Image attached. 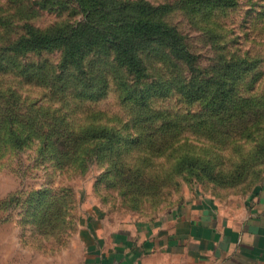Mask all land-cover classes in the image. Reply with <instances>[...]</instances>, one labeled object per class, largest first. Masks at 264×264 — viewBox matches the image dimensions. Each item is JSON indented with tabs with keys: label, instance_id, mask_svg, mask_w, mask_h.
<instances>
[{
	"label": "rangeland",
	"instance_id": "374dc122",
	"mask_svg": "<svg viewBox=\"0 0 264 264\" xmlns=\"http://www.w3.org/2000/svg\"><path fill=\"white\" fill-rule=\"evenodd\" d=\"M36 1L0 0V104L11 95L16 100L11 112L17 113L12 124L7 112L0 113V264H81L92 225L109 231L153 219L197 194L220 203L232 196L243 199L264 179V0H203L191 9L177 5L180 0H144L169 5L162 19L199 57L201 72L194 83L210 85L188 97L192 74L181 62L169 67L167 53L153 46L143 54L148 82L161 81L165 92L155 93L144 110L120 95L119 83L130 76L123 69L113 75L110 59L98 64L106 76L105 94L85 100L71 92L69 76L62 79L67 87L34 76L36 65L60 63V49L7 50L24 34L25 24L45 32L82 18L72 0ZM94 56L91 51L83 60ZM240 59L257 61L252 72L226 82L233 89L227 103L231 107L233 101L244 124L242 129L233 123L219 126L221 111L207 105L217 98L212 85L216 89L218 82L209 78L213 66L218 70ZM24 63L33 68H17ZM91 126L113 129L121 140L113 145L78 141L76 134ZM36 127L67 129L75 141H68L64 154L56 146L44 151L39 132L29 131ZM11 128L21 130V139L29 137L22 147L11 142L6 132ZM186 155L215 172H243L245 178L230 187L196 180L176 168Z\"/></svg>",
	"mask_w": 264,
	"mask_h": 264
},
{
	"label": "trees",
	"instance_id": "16d2710c",
	"mask_svg": "<svg viewBox=\"0 0 264 264\" xmlns=\"http://www.w3.org/2000/svg\"><path fill=\"white\" fill-rule=\"evenodd\" d=\"M72 1L82 15V18L78 21L53 27L45 32H40V30L29 24H25L22 27L24 34L10 41L11 43L7 50L14 54L38 53L54 48L61 50V61L57 65L45 63L36 65L34 76L38 79L43 76V78L46 77L45 80H54L52 85L59 84L62 87H67L62 82V79L63 75L69 76L71 81L68 84L71 92L79 94L85 100H98L102 98L107 89L106 76H103L98 64L110 59L113 75L117 76L118 70L123 69L130 76L129 80H122L119 83L122 88L120 90L122 98H127L132 105L138 107V110H144L152 97L155 96V93L157 96H163L165 92L163 91L165 84L161 81L148 82L151 77L147 72L143 54L148 53V50L155 46L163 48V51L167 53L169 67L174 68L178 66V62H181L192 74L190 81L186 84L187 90L185 94L188 97L195 98L198 94L197 89L203 90L205 88L208 91L210 85L206 86V81L201 80L197 84L194 83V80L201 72V69L197 67L199 57L187 49L184 38L178 30L162 19L170 10L169 5L154 6L144 0ZM36 2L40 4L47 1L40 0L39 2L37 0ZM202 2L203 0H180L177 5L191 9L192 7L200 6ZM222 2L227 4L230 0H222ZM51 5H54V3H51ZM91 51L94 53L95 58L89 62H84V55ZM249 61L253 62H248L244 59L222 64L219 62L218 65L221 64V66H219L218 70H215V66H213V73L209 80L218 82L216 89L212 85L213 91L215 90L213 96L217 98L211 99V101L207 102V105L215 107L219 113L221 111L219 126L225 123H233L242 129L244 121L241 118L244 117L234 112L236 108L233 101L231 107L230 103H227L228 95L233 89L226 82L227 80H240L245 74L252 72L256 67L255 62L257 61ZM24 64H19L17 68L20 66L24 67V70L33 68L28 63ZM46 73L50 74L51 78ZM178 73L180 72L178 71ZM42 81L44 82V80ZM222 86L228 89H222ZM5 95L3 94L1 99ZM12 98L10 95L3 105L0 104V113L7 112L4 114H9L12 117L11 124L17 115L16 112H11L14 109L11 105L16 101ZM11 124H8V126L12 127ZM25 124L27 123L25 122ZM25 126L27 127V125H24L22 132H24ZM32 130L39 132V141L44 151L56 146L58 153L64 154V151L70 148L68 141H75L67 136V129L61 130L60 127L48 131H45L46 129L43 127L29 129L30 132ZM6 132L11 135V142L18 144L16 145L18 147L21 146V143L23 146L29 140V137L20 138L19 133L21 134V130L18 132L11 128L9 131L6 130ZM76 139L85 144L105 142L113 145L119 142L121 137L113 129L91 126L76 134ZM76 151L78 150L74 149V152ZM88 159L91 160L92 157L90 156ZM207 166L210 165H207L199 158L189 155L181 157L176 163L179 173L190 171L191 173H185L190 177L195 175L196 180L204 179L219 186H235L245 178L243 172L226 174L219 171L215 172L212 167L210 170ZM118 175L120 179L124 177L121 173Z\"/></svg>",
	"mask_w": 264,
	"mask_h": 264
},
{
	"label": "crops",
	"instance_id": "0c3cea01",
	"mask_svg": "<svg viewBox=\"0 0 264 264\" xmlns=\"http://www.w3.org/2000/svg\"><path fill=\"white\" fill-rule=\"evenodd\" d=\"M90 233L81 264H264V179L243 199L197 194L159 217Z\"/></svg>",
	"mask_w": 264,
	"mask_h": 264
}]
</instances>
